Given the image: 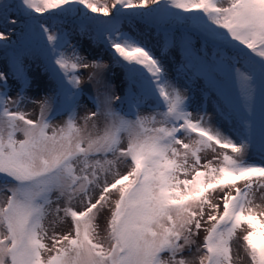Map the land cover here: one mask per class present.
<instances>
[{
  "label": "snow or ice",
  "instance_id": "6c2138e0",
  "mask_svg": "<svg viewBox=\"0 0 264 264\" xmlns=\"http://www.w3.org/2000/svg\"><path fill=\"white\" fill-rule=\"evenodd\" d=\"M0 19L23 22L15 42L14 28L0 31V264H189L194 245L206 250L199 264H234L241 246L251 264H264V207L255 203L264 190V0H0ZM139 21L164 35L159 52L131 23L124 30ZM73 35L110 53L126 77L121 95L104 79L110 65L87 63ZM177 46L178 74L205 82L198 98L169 75L167 53ZM30 59H41L56 85L38 120L21 110ZM89 67L88 80L105 89L84 117L105 118L95 136L75 123L79 69ZM61 115L67 121L54 127ZM215 146L231 152L201 165L199 153ZM49 217L53 229L69 218L71 227L49 235Z\"/></svg>",
  "mask_w": 264,
  "mask_h": 264
},
{
  "label": "rangeland",
  "instance_id": "374dc122",
  "mask_svg": "<svg viewBox=\"0 0 264 264\" xmlns=\"http://www.w3.org/2000/svg\"><path fill=\"white\" fill-rule=\"evenodd\" d=\"M100 3H104L105 0H99ZM106 2L109 4V6L112 3V0H106ZM135 2V0H134ZM149 6L151 4L149 3ZM14 13V10H13ZM15 14V13H14ZM39 15V14H38ZM93 15H101L100 13L93 14ZM43 16L47 18V13H44ZM104 19H107V17H102ZM131 23V27L134 30V33L141 38L145 40V42L148 44L150 48H152L154 51L159 52V48L161 43L164 40V35L158 33L157 30H149L148 28L145 27V22L144 21H139L136 23L132 22H125L124 23V30L128 31L129 30V24ZM23 27V22L17 23L16 25H11L5 22L4 20L0 19V31L5 32V34H8L11 29L14 28V31L11 32L9 35V42H15L17 41V38L20 35L21 28ZM94 35V34H93ZM71 43L76 44L77 40H79V48L81 50V55L86 57V62L91 64L93 58H102L103 62L105 64L110 65V69L106 71L104 75V79L106 81H110L111 84L114 86L112 89V92L114 95H121L122 90L125 88V75L123 70L116 65L111 64L110 61V53L106 50V48L103 45H100L96 43L93 39H90L89 36H77L73 35L70 37ZM11 54V49H9V55ZM67 55H71V49L69 48L66 52ZM183 60V52L180 47H175V48H170L167 53V65L170 69L169 75L170 77H176L178 75L179 81L181 84L187 83L192 89L196 97H199L200 89H202L205 86V82L203 80H200L197 83H193L190 80H186L184 77L183 71H181L179 74L177 72L178 69H180L181 66V61ZM29 68H30V79L32 81L31 87L27 89L25 92V100L21 104V110L27 115V118L33 119V120H38L40 116V110H41V101L44 100V98L48 95L51 94V89L55 88V82L50 78L48 75L47 71L45 70L43 64L41 63V59H30L29 62ZM4 55L2 52H0V68H4ZM94 69L91 67L89 68H81L79 69L80 75V80H81V87L84 88L83 95L81 96V101H80V107L77 109V114H76V125L82 129H86L88 133H91L93 136L97 134H102V131L105 127V118L103 116H100L99 118H93L85 122L84 117L87 116L90 112L96 111L95 108V101L94 97L97 95H100L104 92V87L103 84H96L95 81H89L88 80V75L91 73ZM225 87L228 89L233 95L235 94V85L231 83V81H226L225 82ZM13 99H16L15 93H13ZM101 99H103V96L101 95ZM215 96L212 98V102L209 103V111H211L212 107H214V101H215ZM113 108L114 109H119V105L117 102H113ZM141 116H148L151 115V112L148 108H142L139 110ZM195 115V114H194ZM68 117L67 115H61L58 116L56 119L52 121V125L54 127H60L65 124L67 121ZM230 126V125H229ZM197 134L193 133L192 134V140L196 138ZM18 139H22L21 134H17ZM185 143H191L192 141L183 138ZM124 143L126 144V138L124 140ZM216 147V152H213L211 150L208 151H202L199 153L200 156V164L204 165L207 164L208 161H212L213 164L212 166H217L218 160H215L214 157L218 156L220 152H231L230 149H220L219 146ZM192 163L191 158L189 159V164ZM126 169L123 166H120V171L124 172ZM199 171H206L203 167L198 168ZM192 175H194L193 172H190L189 175L186 177L187 179H191ZM185 177L181 175V179H184ZM111 179V177H109ZM239 187H243V184L240 183L238 184ZM219 192V189H217L216 193H212V199L213 203H217L218 199L217 193ZM255 203L260 205L261 207H264V190H258L255 193ZM78 207V205H75ZM107 215V214H105ZM55 219L54 217H49V221L46 222V226H48V231L49 235L52 234V231H56L58 233H65L68 231V229L71 227V220L70 218L63 221L59 222L57 221L54 229L53 227L50 226V222ZM105 217H99L98 218V224L101 228L103 229L105 225ZM210 226V225H208ZM246 227V225H244ZM101 234H103L101 232ZM201 235L203 237H201ZM238 235H241V233L238 231ZM206 236V232L204 230H201L199 232V235L195 237L197 244L202 245L204 241V237ZM46 243L51 245V241L46 240ZM241 245H242V236H241ZM241 256L246 260L247 264H251L250 257L247 255L245 252L244 248L241 246ZM206 250L201 251V253H196L195 252V245L193 246V251L192 253H185L190 254L193 256L192 260L190 261L189 264H193L196 262H199V256L203 254V252ZM45 256L50 255V253H44ZM165 258L166 255H165ZM194 259H196L194 261ZM194 261V262H193ZM199 264V263H198ZM234 264H237V260L234 259Z\"/></svg>",
  "mask_w": 264,
  "mask_h": 264
},
{
  "label": "bare ground",
  "instance_id": "6f19581e",
  "mask_svg": "<svg viewBox=\"0 0 264 264\" xmlns=\"http://www.w3.org/2000/svg\"><path fill=\"white\" fill-rule=\"evenodd\" d=\"M201 237H203V236L201 235ZM233 252L234 253L236 252V248L235 247L233 248ZM192 258H193V256H191L190 254H186L185 255V259H187L189 261V263L192 260ZM234 259L237 260V264H247L246 263V260L241 256V250H240V248H239V252H238V257H234ZM195 260L196 259H194V261ZM198 263L199 262H196V263H193V264H198Z\"/></svg>",
  "mask_w": 264,
  "mask_h": 264
}]
</instances>
